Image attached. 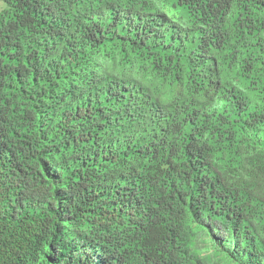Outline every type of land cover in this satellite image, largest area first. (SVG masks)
I'll use <instances>...</instances> for the list:
<instances>
[{"label": "trees", "instance_id": "trees-1", "mask_svg": "<svg viewBox=\"0 0 264 264\" xmlns=\"http://www.w3.org/2000/svg\"><path fill=\"white\" fill-rule=\"evenodd\" d=\"M4 2L0 264H264V0Z\"/></svg>", "mask_w": 264, "mask_h": 264}, {"label": "rangeland", "instance_id": "rangeland-1", "mask_svg": "<svg viewBox=\"0 0 264 264\" xmlns=\"http://www.w3.org/2000/svg\"><path fill=\"white\" fill-rule=\"evenodd\" d=\"M5 5H6V4H5L4 0H0V10H1L2 8H4ZM200 251H201L202 254H207V255H208V253H209L211 250H209V251H205V247H204V245H202L201 248H200ZM209 255H212V253H209ZM211 257H212V259H213V256H211Z\"/></svg>", "mask_w": 264, "mask_h": 264}]
</instances>
